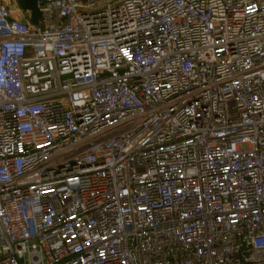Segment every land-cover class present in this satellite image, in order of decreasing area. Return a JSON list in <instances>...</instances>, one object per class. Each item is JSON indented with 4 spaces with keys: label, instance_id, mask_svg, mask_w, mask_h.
I'll return each mask as SVG.
<instances>
[{
    "label": "built area",
    "instance_id": "2783aa9c",
    "mask_svg": "<svg viewBox=\"0 0 264 264\" xmlns=\"http://www.w3.org/2000/svg\"><path fill=\"white\" fill-rule=\"evenodd\" d=\"M0 1V264H264V0Z\"/></svg>",
    "mask_w": 264,
    "mask_h": 264
},
{
    "label": "crops",
    "instance_id": "0c3cea01",
    "mask_svg": "<svg viewBox=\"0 0 264 264\" xmlns=\"http://www.w3.org/2000/svg\"><path fill=\"white\" fill-rule=\"evenodd\" d=\"M0 1L9 7L13 17L18 18V19H23L26 16H30V18H31L30 10H26V9L22 8L18 4L17 0H0ZM33 5H34V3H33Z\"/></svg>",
    "mask_w": 264,
    "mask_h": 264
},
{
    "label": "trees",
    "instance_id": "16d2710c",
    "mask_svg": "<svg viewBox=\"0 0 264 264\" xmlns=\"http://www.w3.org/2000/svg\"><path fill=\"white\" fill-rule=\"evenodd\" d=\"M17 2L22 8L26 10H30L32 21H35L37 19V17L39 16V13L35 9V6L33 5L34 0H17Z\"/></svg>",
    "mask_w": 264,
    "mask_h": 264
},
{
    "label": "rangeland",
    "instance_id": "374dc122",
    "mask_svg": "<svg viewBox=\"0 0 264 264\" xmlns=\"http://www.w3.org/2000/svg\"><path fill=\"white\" fill-rule=\"evenodd\" d=\"M27 17V16H26Z\"/></svg>",
    "mask_w": 264,
    "mask_h": 264
}]
</instances>
